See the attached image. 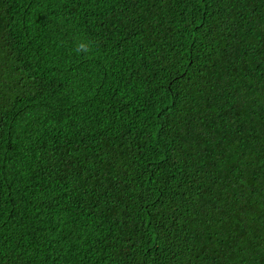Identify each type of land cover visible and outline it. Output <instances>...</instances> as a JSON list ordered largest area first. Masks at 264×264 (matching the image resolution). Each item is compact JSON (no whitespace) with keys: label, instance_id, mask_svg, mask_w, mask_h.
I'll return each mask as SVG.
<instances>
[{"label":"trees","instance_id":"obj_1","mask_svg":"<svg viewBox=\"0 0 264 264\" xmlns=\"http://www.w3.org/2000/svg\"><path fill=\"white\" fill-rule=\"evenodd\" d=\"M0 264H264V0H0Z\"/></svg>","mask_w":264,"mask_h":264},{"label":"clouds","instance_id":"obj_2","mask_svg":"<svg viewBox=\"0 0 264 264\" xmlns=\"http://www.w3.org/2000/svg\"><path fill=\"white\" fill-rule=\"evenodd\" d=\"M94 45L92 41L88 39H78L76 45H75V52L76 53H82V54H88L93 51Z\"/></svg>","mask_w":264,"mask_h":264}]
</instances>
